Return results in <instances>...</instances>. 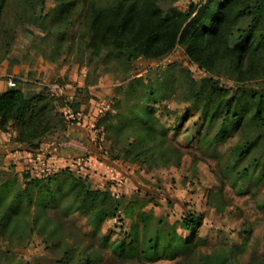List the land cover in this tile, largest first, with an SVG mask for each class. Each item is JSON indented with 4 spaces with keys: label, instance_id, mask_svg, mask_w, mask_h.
I'll use <instances>...</instances> for the list:
<instances>
[{
    "label": "trees",
    "instance_id": "trees-1",
    "mask_svg": "<svg viewBox=\"0 0 264 264\" xmlns=\"http://www.w3.org/2000/svg\"><path fill=\"white\" fill-rule=\"evenodd\" d=\"M161 1L57 0L58 11L52 22L62 25L58 35L63 39L65 31L79 20L90 53L89 65L102 62L131 69L139 61L159 62L177 47L183 48L190 63L206 76L196 79L190 70L181 67L176 71L177 66L170 64L165 68L171 70L173 79H134L124 89L120 109L116 107L115 113L103 120V128H114V136L121 137L127 127L136 125L149 141L130 142L125 138L127 155L151 160L150 145L166 143L169 133L156 114L157 106L171 84L179 81L182 92L201 114L200 151L225 160L221 164L223 178L235 191L256 188L264 181V0H204L186 11L164 10ZM170 1L174 4L177 0ZM45 2L0 0V41L8 34L5 21L10 11L15 12L14 29L23 23L42 26L46 21L42 16ZM215 73L227 76L235 86L230 87L226 83L230 81L220 80ZM252 82L261 85L252 89L248 85ZM54 101L47 90L30 96L15 85L0 93V133L15 134L10 136L15 151L38 153L49 136L67 132L70 121L56 112ZM71 107L78 109L79 105ZM181 121L187 122V116ZM232 138L236 142L229 153H219L217 146ZM23 175L28 181L23 190L14 193L10 183L0 185V235L17 234V219L31 211L36 216L29 230H51L48 233L52 239L58 236L59 219L73 213L88 216L92 224L105 219L123 223L127 210L122 209L121 200L90 191L84 184L63 185L57 177L38 180L30 173ZM96 200L103 204H96ZM177 224L190 236L178 234ZM177 224L142 212L136 225L111 245L112 255L120 264L173 261L194 248L193 235L203 220L187 214ZM232 255L229 250H221L202 256L198 264H232ZM65 258L62 264H100L96 256L76 259L67 253Z\"/></svg>",
    "mask_w": 264,
    "mask_h": 264
},
{
    "label": "rangeland",
    "instance_id": "rangeland-1",
    "mask_svg": "<svg viewBox=\"0 0 264 264\" xmlns=\"http://www.w3.org/2000/svg\"><path fill=\"white\" fill-rule=\"evenodd\" d=\"M201 1L177 0L172 4L162 0L160 5L164 10L186 11ZM57 8V0H46L42 26L23 23L15 29V12L10 11L5 21L8 34L0 41V91L8 88L9 80L30 96L47 90L55 99L56 112L63 113L70 124L65 134L49 136L35 154L15 151L10 141L9 147L3 145L0 185L10 183L15 193L27 186L24 173L38 180L57 177L63 185L84 184L90 191L121 200L122 209L127 211L123 223L105 219L92 224L88 216L73 213L59 219L61 231L54 239L49 236L51 230L42 233L38 228L31 232L29 226L36 213H23L17 219V234L0 235V264H62L67 253L76 259L96 256L100 264H120L110 247L136 225L145 211L156 219L165 217L170 224H177L187 214L203 220L193 235L194 248L190 252L173 261L152 264H198L202 256L221 250L233 253L232 264H264V181L256 188L235 191L223 178L221 164L225 160L200 151L201 114L182 92L179 81L171 84L157 106L156 114L169 133L166 143L150 145L151 160L127 155L125 138L130 142L149 141L136 125L127 127L121 137L114 136V128L106 131L102 126L116 107L120 109L124 89L134 79H173L171 70L165 68L170 64L177 66L176 71L181 67L190 70L196 79L206 76L205 72L190 63L181 47L159 62L142 60L131 69L102 62L89 65L90 53L79 20L61 39L58 33L62 25L52 22ZM214 75L235 86L227 76ZM248 85L253 89L261 83ZM186 116L187 122L183 123L181 118ZM235 142L232 138L217 150L227 155ZM96 204L103 203L96 200ZM176 230L181 236H190L178 224Z\"/></svg>",
    "mask_w": 264,
    "mask_h": 264
},
{
    "label": "crops",
    "instance_id": "crops-1",
    "mask_svg": "<svg viewBox=\"0 0 264 264\" xmlns=\"http://www.w3.org/2000/svg\"><path fill=\"white\" fill-rule=\"evenodd\" d=\"M3 90V89H2ZM0 93H2V91H0ZM9 135H4L2 133H0V148H2L3 145H7L6 147H9Z\"/></svg>",
    "mask_w": 264,
    "mask_h": 264
},
{
    "label": "built area",
    "instance_id": "built-area-1",
    "mask_svg": "<svg viewBox=\"0 0 264 264\" xmlns=\"http://www.w3.org/2000/svg\"><path fill=\"white\" fill-rule=\"evenodd\" d=\"M13 85H14L13 81H12V80H9V81H8V86H9V87H12Z\"/></svg>",
    "mask_w": 264,
    "mask_h": 264
}]
</instances>
